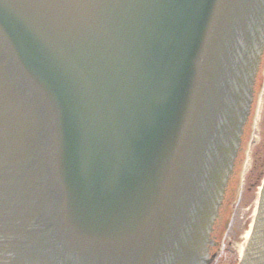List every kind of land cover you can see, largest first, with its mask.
I'll return each mask as SVG.
<instances>
[{"label":"water","instance_id":"water-1","mask_svg":"<svg viewBox=\"0 0 264 264\" xmlns=\"http://www.w3.org/2000/svg\"><path fill=\"white\" fill-rule=\"evenodd\" d=\"M231 3L0 0V231L19 232L0 264L165 263L174 213L204 230L190 165L202 123L254 75L239 41L213 90ZM263 73L264 60L260 86ZM191 251L185 264L207 256Z\"/></svg>","mask_w":264,"mask_h":264},{"label":"rangeland","instance_id":"rangeland-1","mask_svg":"<svg viewBox=\"0 0 264 264\" xmlns=\"http://www.w3.org/2000/svg\"><path fill=\"white\" fill-rule=\"evenodd\" d=\"M264 82V73L262 83ZM253 139V147L250 162L243 181H240L238 199L234 204L229 225L220 249L216 257V264H234L236 244L241 243L243 235L247 231V224L253 205V198L257 178L264 165V97L258 125L252 127L250 139ZM225 243L227 244L225 249ZM238 249V248H237Z\"/></svg>","mask_w":264,"mask_h":264},{"label":"bare ground","instance_id":"bare-ground-1","mask_svg":"<svg viewBox=\"0 0 264 264\" xmlns=\"http://www.w3.org/2000/svg\"><path fill=\"white\" fill-rule=\"evenodd\" d=\"M248 234H249V231H247V232L245 233V235L243 236V240H242V242H241V243H238V245H237L239 255L242 253L243 248H244V245L247 243V237H248Z\"/></svg>","mask_w":264,"mask_h":264}]
</instances>
